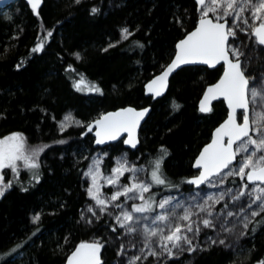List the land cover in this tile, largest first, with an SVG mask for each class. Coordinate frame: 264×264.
<instances>
[{
  "label": "trees",
  "instance_id": "16d2710c",
  "mask_svg": "<svg viewBox=\"0 0 264 264\" xmlns=\"http://www.w3.org/2000/svg\"><path fill=\"white\" fill-rule=\"evenodd\" d=\"M69 3L42 0L39 18L23 0L0 10V138L21 132L30 147L51 146L41 154L40 184H35L23 167L19 179L9 169L2 173L5 182L13 181L14 188L0 198V255L27 240L37 227L39 231L20 252L0 260V264H64L78 243L98 238L107 241L102 264H120L115 234L106 231L104 224H77L89 203L84 172L94 155L103 154L101 168L105 174L123 153L129 161L147 169L148 161L164 145L171 154L165 172L179 184L196 173L191 167L194 156L226 117L222 102L214 104L211 114L198 111L205 87L216 82L221 67L219 71L199 66L182 68L171 77L163 98L154 101L144 96L145 83L169 62L175 42L183 34L172 26V12L188 9L185 28H190L195 21L194 0H84L71 9ZM93 5L102 9L95 17L88 14ZM137 25L141 26L139 32ZM122 27L134 32L128 41L121 40ZM50 30L53 36L45 41V51L29 59L30 49ZM133 40L144 43L145 48L133 47ZM109 43L117 46L104 52ZM75 52L82 55V61L76 60ZM22 59L26 63L17 71L15 65ZM69 65L76 71H66ZM81 74L86 84L98 85L104 95L88 91L87 86L76 92L72 84ZM173 101L181 106L178 112L172 110ZM127 106L151 109L139 129L136 149H128L122 140L97 148L92 133L82 137L85 129L74 123L65 132L59 131L58 122L65 115L87 123L100 113ZM42 108L47 112L40 111ZM169 128L173 129L171 133ZM60 139L66 143H55ZM21 185L29 191L21 192ZM188 187L182 185L184 190ZM159 192L168 193L162 189ZM35 213H41L38 225L31 223ZM240 245L242 252L214 247L191 259L186 254L180 264H256L264 259V230L249 234ZM249 249L253 250L250 258Z\"/></svg>",
  "mask_w": 264,
  "mask_h": 264
},
{
  "label": "snow or ice",
  "instance_id": "6c2138e0",
  "mask_svg": "<svg viewBox=\"0 0 264 264\" xmlns=\"http://www.w3.org/2000/svg\"><path fill=\"white\" fill-rule=\"evenodd\" d=\"M83 2L70 0L68 7L75 8ZM27 5L39 18L42 0H27ZM194 9L195 21L190 28H185L188 9L182 13L172 12L171 24L183 34L176 40L169 62L161 65L160 74L149 80L145 91L155 100L165 94L170 76L183 70L182 66L206 65L208 69L219 71L217 65H220L222 74L204 91L198 111L211 114L213 101L222 97L227 105V116L212 131L210 142L194 156L191 167L196 173L179 184L170 180L165 172L171 154L164 145L148 161L147 169L144 165L136 166L123 153L111 173L104 176L102 161L93 159L84 172L90 181L86 194L91 203L81 211L77 224L83 223L86 227L104 224L106 231L115 234V239L121 241L117 250L120 264H180V257L185 253L193 255L214 247L242 252L240 241L249 234L255 235L258 229L264 230V74L259 77L249 74L250 59H244V49L251 45L244 44L243 40L240 45L236 44L240 33H244L254 37L258 46H264V0H194ZM101 11L99 6L93 5L88 14L95 17ZM148 12L151 15L152 10ZM139 31L141 26L137 25L136 32ZM120 35L122 41H128L134 32L129 27H122ZM52 36L50 30L46 37L38 38L30 49L29 59L43 53L45 41ZM131 43L140 50L145 48L140 41ZM116 46L109 43L103 51ZM260 50L264 51V48ZM7 51L6 47L5 53ZM73 55L77 61L83 60L79 52ZM25 63L22 59L16 63L15 69L19 71ZM66 71L75 72L76 69L69 65ZM85 86L90 92L104 95L98 85L86 84L82 74L72 84L76 92L84 91ZM180 108L179 104L172 102L173 112ZM40 111L47 112L43 108ZM150 112V107H121L100 113L87 123L68 114L58 122V128L63 133L74 123L85 129L82 137L94 131L96 145L122 140L124 145L136 149L140 143L137 129L142 121L146 122ZM172 131L168 129L169 133ZM55 143L64 144L66 141L60 139ZM50 147L46 144L30 147L23 133L12 132L0 138V169H10L19 179L23 167L34 183L40 184L41 154H46L45 150ZM121 177L127 183H122ZM101 181L111 186L110 196L102 193ZM185 184L189 186L187 190L182 188ZM13 188V181L5 183V176L0 175V198ZM161 189L168 194L159 192ZM19 190L29 191L23 185ZM173 191L179 195H171ZM40 220L41 213L31 217L33 225H38ZM37 231L39 227L27 240L0 255V260L20 252ZM209 232L215 235H209ZM201 236L206 237L203 242ZM67 241L68 237H65ZM106 243L103 238L81 241L67 256L66 264H102L101 250ZM252 251L248 250L249 258ZM241 264L245 262L241 261ZM256 264H264V259Z\"/></svg>",
  "mask_w": 264,
  "mask_h": 264
},
{
  "label": "rangeland",
  "instance_id": "374dc122",
  "mask_svg": "<svg viewBox=\"0 0 264 264\" xmlns=\"http://www.w3.org/2000/svg\"><path fill=\"white\" fill-rule=\"evenodd\" d=\"M241 40H243L244 44H250L251 45L250 48L244 49V51L246 53L244 59H250V63H249V74L256 75L257 77H259L261 74H264V51H261L260 50L263 47L262 46H258L256 44L254 37L245 36L244 33H240V39H237L236 44L237 45H240L241 44ZM120 157H121V155L118 156L117 159L120 158ZM95 158H99L102 161L103 160V154L97 153L96 155H94V157L90 161V164L92 163L93 159H95ZM117 159H116V161H117ZM116 161H115V164H116ZM115 164H114V166H115ZM101 166H102V163H101ZM136 166H140V165H136ZM87 169H88V167H87ZM87 169H86V171H87ZM4 170H7V169H0V175H3L2 173H3ZM101 170H102V168H101ZM110 173H111V170L109 171V173H106V174L103 173V174H104V176H107ZM125 175H128V174H125ZM143 175L144 174L142 173V178H143ZM85 179H86L87 184H88L90 182L89 179L87 177H85ZM121 182L122 183H127V180L124 177H121ZM101 185H102V187H101L102 193L104 195H106V196H110L111 195V186H108V185L104 184L103 181H101ZM212 191H215V189H212ZM167 194L168 193H166L165 195H167ZM171 195L178 196L179 194L177 192H175V193H171ZM90 203H91V201H89V203L84 207L83 210H85ZM209 235H215V233L209 232ZM200 239H201V242H203L206 239V237L201 236ZM116 242H117L116 243L117 244L116 245V250H118L121 241L116 240ZM186 254L187 253H185L184 255H186ZM193 255H188L189 256L188 259H191L193 257Z\"/></svg>",
  "mask_w": 264,
  "mask_h": 264
},
{
  "label": "water",
  "instance_id": "95a60500",
  "mask_svg": "<svg viewBox=\"0 0 264 264\" xmlns=\"http://www.w3.org/2000/svg\"><path fill=\"white\" fill-rule=\"evenodd\" d=\"M14 1H16V0H0V10L1 9H3L5 6H7V5H9L10 3H12V2H14ZM24 2H25V4L27 5V0H23ZM29 8H30V6L29 5H27ZM31 9V8H30ZM255 39V38H254ZM262 47H264V46H262ZM194 66H199V67H205V68H207V66L206 65H185V66H182V68H185V67H194ZM218 67H221L220 65H217V68ZM222 68V67H221ZM208 69V68H207ZM208 70H214V69H208ZM222 71H223V69H222ZM222 71H221V74H222ZM160 74V73H159ZM159 74H157V75H159ZM175 74V73H174ZM173 74V75H174ZM172 75V76H173ZM172 76H170V78H169V81H170V79H171V77ZM220 77V76H219ZM152 79V78H151ZM219 79V78H218ZM218 79L216 80V82L218 81ZM149 82V80L145 83V85L147 84ZM216 82H214V83H216ZM214 83H212V84H214ZM212 84H210V85H212ZM145 85H144V87H143V91H144V96L145 97H150V95H148V94H146V91H145ZM210 85H208V86H210ZM208 86H206L205 87V89H204V91L206 90V88L208 87ZM168 90V89H167ZM167 90H166V92H165V94L162 96V97H158V98H156L155 100H159V99H161V98H163L165 95H166V93H167ZM204 91H203V93H204ZM203 93H202V95H201V97H200V99H199V101H198V107H199V102H200V100H201V98L203 97ZM153 100V99H152ZM154 100V101H155ZM218 102H222L223 103V105H224V107H225V110H226V116H227V105H226V102H224L223 101V98L221 97V98H218L216 101H213V104H216V103H218ZM117 110V109H116ZM115 111V110H114ZM148 117V116H147ZM147 117H146V119H147ZM226 118V117H225ZM224 118V119H225ZM144 122L145 121H142L141 122V126L144 124ZM223 122V121H222ZM139 129L140 128H138L137 129V135L139 136ZM214 130V129H213ZM212 130V131H213ZM92 133V136H93V139H94V141H95V136H94V131L93 132H91ZM124 135V138H126V134H123ZM210 139H211V137H210ZM120 141V140H119ZM117 141H110V142H108L107 144H105V145H96L95 143H94V146L95 147H97V148H104V147H106V146H109V145H112V144H114V143H116ZM208 142H210V140L208 141ZM138 146V145H137ZM125 147H127L128 149H132L131 147H129V146H127V145H125ZM195 172H196V170L195 169H193ZM71 254V253H70ZM69 254V255H70ZM101 255H102V250H101ZM64 264H66V260H65V263Z\"/></svg>",
  "mask_w": 264,
  "mask_h": 264
},
{
  "label": "flooded vegetation",
  "instance_id": "af4514ba",
  "mask_svg": "<svg viewBox=\"0 0 264 264\" xmlns=\"http://www.w3.org/2000/svg\"><path fill=\"white\" fill-rule=\"evenodd\" d=\"M264 48V47H263Z\"/></svg>",
  "mask_w": 264,
  "mask_h": 264
}]
</instances>
